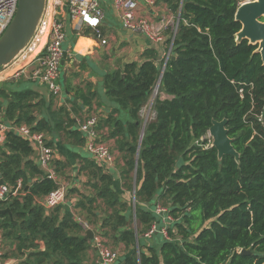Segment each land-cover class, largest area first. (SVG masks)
Instances as JSON below:
<instances>
[{
    "label": "trees",
    "instance_id": "trees-1",
    "mask_svg": "<svg viewBox=\"0 0 264 264\" xmlns=\"http://www.w3.org/2000/svg\"><path fill=\"white\" fill-rule=\"evenodd\" d=\"M163 2L180 16L176 33L168 29L165 34V54L172 47L170 59L151 48L144 52L142 64L128 63L103 77L105 96L117 108L98 116V132L108 128V139L115 140L123 163L116 165L123 190L116 186V171L86 159L81 172L87 173L94 195L81 196L77 206L94 216V205L103 204L106 217L95 222L93 230L124 245L126 254L117 264H264L261 57L248 41L236 43L241 30L235 20L238 0ZM162 73L155 116L147 122L138 155L141 112ZM1 88L8 100L6 120L35 125L36 131L53 138L54 145L63 134L84 146V135L66 107H49L40 118L30 93H13L12 84ZM93 89L87 83L74 90L76 102L69 100L73 112L93 107L97 98ZM222 121L228 123L237 158L220 159L210 144L213 123ZM34 156L32 146L14 132L0 146V181L13 187L22 181L24 194L0 202V211L12 214L0 218L2 238L13 241L18 264H87L93 241L86 238V223L65 206L48 210L42 205L59 183L48 178ZM57 166L58 161L54 164L58 176ZM126 192L135 199L136 227L130 221L132 207L123 199ZM161 203L174 219L169 239L158 233L148 238L153 225L161 222L154 213Z\"/></svg>",
    "mask_w": 264,
    "mask_h": 264
},
{
    "label": "built area",
    "instance_id": "built-area-1",
    "mask_svg": "<svg viewBox=\"0 0 264 264\" xmlns=\"http://www.w3.org/2000/svg\"><path fill=\"white\" fill-rule=\"evenodd\" d=\"M252 1L254 0H238V6ZM102 2L103 0H46L45 9L32 38L14 60L0 70V85L29 69L30 80L46 86L54 98L62 100L64 91L60 80L64 44L67 40V24L74 22L78 31L91 30L97 38H101V27L105 18ZM142 3L152 5L153 1L111 0L114 13L125 30L146 37L152 44L165 43L163 29L140 13L139 8ZM18 4L19 0H0V37L15 18ZM173 29V33H176L177 26ZM107 43L106 40H102V45ZM171 52L172 47L165 54L166 61L170 59ZM155 93L157 95L158 92ZM154 116V113L148 115L146 121L153 119ZM99 122L98 116L89 117L78 125V130L84 135L87 153L99 167L108 171L115 166L116 158L109 146L101 139L98 132ZM9 132L16 133L32 146L37 164L46 171L50 180L59 183L54 168L58 156L53 138L45 132L36 131L35 125H17L6 120L5 110L0 109V146L6 142ZM68 191L67 186L59 183V187L43 199L42 205L48 210L67 205ZM23 195L22 181H18L15 187L0 184V202L21 199ZM70 207L71 209L75 207L74 201L71 202ZM154 213L161 222L155 223L146 237L151 238L158 233L169 239L168 228L174 222L169 210L157 204ZM83 226L85 231L93 230L87 224ZM93 231L95 232L93 242L98 253L95 264H115L117 256L105 246L98 231ZM2 240L0 232V245Z\"/></svg>",
    "mask_w": 264,
    "mask_h": 264
},
{
    "label": "crops",
    "instance_id": "crops-1",
    "mask_svg": "<svg viewBox=\"0 0 264 264\" xmlns=\"http://www.w3.org/2000/svg\"><path fill=\"white\" fill-rule=\"evenodd\" d=\"M152 1V5L142 3L139 8L140 13L143 16L148 17L157 27L163 29V34L167 41V36L165 34H167L166 32L168 29H173L177 26L178 17L169 10L167 4L164 3L163 0ZM103 7L112 10L110 0H104ZM107 17L108 16L105 13V18L101 27V38H97L91 30H88V32H90L89 34L85 33L87 30L84 32H77L78 29L76 23L68 22L67 40L64 44V53H67V59L61 67V83L64 85V95L62 100L54 98L46 86L30 80L28 75V72L30 71L29 69L13 79V93H30L29 97L33 101L32 105H38L37 107L40 106L42 109L41 113L45 115L47 108L49 107L53 110H57L63 106L66 107L71 112V116L75 119L77 129L80 123L91 117L93 114L100 115L103 113L108 115L114 111L117 106L111 103L105 96L102 84L103 81L100 79H103V77L110 71L118 70L128 63L134 62L139 65L142 64V56L148 49L153 48L158 50V54L162 58L165 55L166 47L164 43L152 44L146 39V37L125 30L113 12L112 17L109 16L112 18V22L106 21ZM103 39L108 42L106 45H102ZM87 83L92 84L94 86L93 91H96L97 93V98L94 101L93 107L91 109L82 107V111L73 112L69 100H75L74 90L76 88L84 89ZM68 89H70L71 92H69ZM7 105L8 100H4L0 96V109L5 110ZM143 111L144 109L142 110L141 115ZM152 113H154V110L150 111L148 115ZM40 118H42V116ZM101 134L108 138V128L101 129L100 135ZM64 137L63 134L60 137L62 140H59L58 137H56V139H54V146L58 156L57 161L60 163L59 167L67 176L72 178L73 182L60 184L66 185L68 189L75 188L77 190V193H75L74 198L71 200L76 204L82 195L89 196L87 195V191L91 188L89 185L88 187L85 186L89 183H81L83 179H88V175L85 171H82L84 172L82 173L81 169L85 165V160H90L92 157L87 153L85 146H78L74 139ZM107 143L109 144L110 150L114 154L117 163V157H120L121 154L116 149L115 140L108 139ZM116 163L112 169L108 170V172L116 171L117 173ZM88 182H90L89 179ZM120 183L121 181L119 180L117 173L116 186L123 190V188H120L122 185V183ZM65 207L75 216L78 211H82L80 208L75 211L72 210L69 203L65 205ZM41 248L44 249L42 245ZM14 251L15 246H13V252ZM94 252H97L96 249H94ZM0 255L3 256L1 251ZM88 262L89 259L87 264ZM0 264H18V259H4L3 262L0 261Z\"/></svg>",
    "mask_w": 264,
    "mask_h": 264
},
{
    "label": "water",
    "instance_id": "water-1",
    "mask_svg": "<svg viewBox=\"0 0 264 264\" xmlns=\"http://www.w3.org/2000/svg\"><path fill=\"white\" fill-rule=\"evenodd\" d=\"M45 4L46 0H19L15 18L0 37V70L10 64L32 38L45 9ZM260 19L264 20V0H254L240 5L236 12L235 20L241 24V30L235 35V40L237 44H240L242 41H248L249 45L258 46L254 54L260 55L262 66L264 67V22L260 21ZM66 59L67 53L65 52L62 65ZM172 60L174 61L175 57ZM162 77L163 73L155 90L157 92ZM100 80L103 79L101 78ZM146 125L147 121L141 132L138 155ZM227 126V121L214 122L209 131L211 136L214 137L213 146L217 149L220 159L227 155L238 157L233 147V141L228 136ZM0 184L3 185L5 183L0 181ZM3 214H9L12 218V214L8 209L0 211V218ZM94 237L95 232L93 230L86 231L87 239L94 240ZM241 254L249 255L250 252L242 251ZM1 260L2 256L0 255Z\"/></svg>",
    "mask_w": 264,
    "mask_h": 264
},
{
    "label": "rangeland",
    "instance_id": "rangeland-1",
    "mask_svg": "<svg viewBox=\"0 0 264 264\" xmlns=\"http://www.w3.org/2000/svg\"><path fill=\"white\" fill-rule=\"evenodd\" d=\"M104 1V0H103ZM110 2H111V0H110ZM102 6H103V2H102ZM112 6V5H111ZM103 9H105V13L107 14V20L106 21H108V22H112L111 21V19L112 18H110L109 16H111L112 17V12L114 13V10H113V8H112V10L110 9V8H107V7H103ZM115 14V13H114ZM77 32H80V31H78L77 30ZM109 70V69H108ZM101 78V77H100ZM103 81V80H102ZM98 82V81H97ZM60 83H61V80H60ZM3 84V85H2ZM1 84V86H2V88H1V90L2 89H8V86H9V84H12L13 85V79H10V80H8V81H6V82H4V83H2ZM98 84V83H97ZM61 85H62V88H63V91H64V85H63V83H61ZM156 92V91H155ZM158 94V93H157ZM0 96L2 97V99H4L5 100V95L4 94H2L1 92H0ZM157 95H156V93H154V95H153V97H152V99H151V101H150V103L144 108V111H143V113H142V119H143V124H142V129H143V127H144V124H145V122H146V119H147V116H148V114H149V112L150 111H152L153 110V108H154V100H155V97H156ZM38 106V105H37ZM36 106V108L34 109V112L36 113V116H38V117H41L42 116V113H41V107L39 106V107H37ZM151 106H152V109H151ZM103 113H101V115H102ZM92 116H99V115H97V114H93ZM91 116V117H92ZM150 118H152V116H150ZM61 136V135H60ZM101 136V139L103 140V142L104 143H106L108 146H109V144L107 143L108 142V138H106L107 136H102V134L100 135ZM65 138V137H64ZM208 138L210 139V144H214V137L213 136H211V134L209 133V135H208ZM110 148V147H109ZM121 162V159L119 158V157H117V165H119V163ZM118 167V166H117ZM57 173H58V181H59V183H72L73 181H72V178L70 177V176H67L66 174H65V172H63V170L59 167L58 168V166H57ZM81 183H89L88 182V179L87 178H85V179H83L82 180V182ZM66 186V185H65ZM86 187H88V184H86L85 185ZM88 194L87 195H94L93 194V190L92 189H89L88 191ZM75 193H77V190L75 189V188H73V189H69V191H68V200H69V204L71 205V200L74 198V195H75ZM78 195H79V193H78ZM83 196V195H82ZM123 199L132 207V210H131V216H132V218H131V222H134L133 224H132V226L133 227H136V222H135V219H134V207H135V205H134V202H135V199H134V196H133V194L132 193H129V192H126L125 194H124V196H123ZM78 205V203H76L75 204V207L74 208H72V210H76V209H78L79 207L77 206ZM161 206H163L162 205V203L160 204ZM94 211H95V213L97 214V215H95L94 214V216L93 215H88V213H87V211H78V213H76V217L78 218V219H80L82 222H84V223H86V224H88V222L90 223V227L93 229L94 228V223L95 222H102V219L103 218H105L106 217V213H104L103 212V209H104V206H103V204L99 201L96 205H94ZM86 210V209H85ZM133 220V221H132ZM98 231V234H99V237L101 238V239H103L104 240V242H105V246L113 253V254H115L116 256H117V261L115 262V264H117V262L119 261V260H121L122 259V257L126 254V248L124 247V245H122V244H115L114 243V241L110 238V237H105V236H103V233H100L101 232V230H97ZM1 235H2V233H1ZM93 241V240H92ZM149 243V242H148ZM94 249H95V244H94V242H92V249L88 252V255H87V261H88V259H89V262H88V264H95V262H96V260H97V258H98V253L96 252H94ZM0 251H1V254L3 255L2 256V260H1V262H3L4 261V259H13V258H15V259H18L17 257H16V255L15 254H13L14 252H13V241L12 240H8V239H4V240H2V243H1V245H0ZM91 256H92V258H91ZM86 261V262H87ZM18 263H19V259H18Z\"/></svg>",
    "mask_w": 264,
    "mask_h": 264
},
{
    "label": "flooded vegetation",
    "instance_id": "flooded-vegetation-1",
    "mask_svg": "<svg viewBox=\"0 0 264 264\" xmlns=\"http://www.w3.org/2000/svg\"><path fill=\"white\" fill-rule=\"evenodd\" d=\"M260 21L264 22V20H263V19H260ZM254 47L257 49V47H258V46H254ZM259 56H260V55H259Z\"/></svg>",
    "mask_w": 264,
    "mask_h": 264
}]
</instances>
